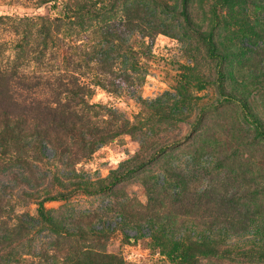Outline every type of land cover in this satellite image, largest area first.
Here are the masks:
<instances>
[{
	"label": "rangeland",
	"instance_id": "374dc122",
	"mask_svg": "<svg viewBox=\"0 0 264 264\" xmlns=\"http://www.w3.org/2000/svg\"><path fill=\"white\" fill-rule=\"evenodd\" d=\"M77 1L0 0V64L32 82L77 77L93 90L88 114L130 130L70 164L51 145L32 158L0 140V264H179L168 255L175 241L207 237L246 254L195 264H264V139L221 92L244 97L264 123V45L257 39L250 56H232L249 30L226 25L227 6L216 0H188L186 9L197 28L213 29L230 54L224 63L187 27L183 0H96L104 10L82 17L69 9ZM140 4L152 24L135 14ZM247 7L262 31L263 4ZM191 131L111 189L48 200L61 232L41 220L47 194L98 187L122 163Z\"/></svg>",
	"mask_w": 264,
	"mask_h": 264
},
{
	"label": "trees",
	"instance_id": "16d2710c",
	"mask_svg": "<svg viewBox=\"0 0 264 264\" xmlns=\"http://www.w3.org/2000/svg\"><path fill=\"white\" fill-rule=\"evenodd\" d=\"M183 1L182 16L187 27L204 39L210 54L218 56L223 63L226 62L230 58V54L219 51L213 29L208 33L197 28L186 9L188 0ZM99 2L96 0H78L76 6H69V9L77 17L85 15L98 16L106 6L104 3L98 6ZM216 2L217 4L223 2L227 6V13L224 14L226 25L240 26L249 30V33L244 34L241 40L238 39L236 45L238 49L232 56L242 55L245 50L244 55L250 56L254 51L253 47L258 45L260 41L261 45H264V27L262 26V31H259L257 23H254V21L257 22V19H251L249 7H247V4H255L257 2L262 3L264 6V0H216ZM140 5L138 12L135 14L138 13L141 21L152 24V20L148 19V15H150L149 5ZM126 8V16L129 20L127 27L132 28L130 26V16L133 14L132 8ZM230 18L234 20L233 23H231ZM258 23L264 24V17L259 19ZM46 33H49L48 28ZM257 39L260 41L257 42ZM238 51L241 52L238 53ZM108 58L109 55L106 56L105 60L102 57L100 61H106ZM113 71L110 68L108 73L110 74ZM104 73H107V70H103L102 74ZM104 82V79H98V84L106 86ZM91 89V87L81 84L77 77L69 81L58 78L54 82L49 79L43 81V83H41V79L32 82V80L26 79L18 72L16 65L11 70H8L0 64V140L2 145L8 149L13 146L17 148L15 151H19L17 152L18 154L22 152L29 153L32 158L43 157L45 155V147L51 145L56 157L59 156L64 161L63 163L70 164V161H75V159H80L81 156L91 154L100 144L106 143L110 138L130 130L129 123L124 122L115 126V120H98L88 114V103L84 97L88 93L89 95L93 94ZM221 92L225 96L223 100L240 103L245 112L246 120L254 126L257 134L264 139V123L256 117L248 101L244 97H238L235 93L228 92L222 88ZM211 105L207 106L210 107ZM191 136L192 131L181 138L163 143L154 149L148 157L137 156L129 159L115 169L106 182L98 187L81 184L69 191L47 194L39 202L38 212L41 220L57 232H61L59 222L46 209L45 204L48 200L68 198L77 192L93 194L111 189L120 181L157 160L171 146L182 143L185 140L183 138L189 139ZM3 155H10L9 159L15 157L13 153L5 150ZM218 243L219 241L209 237L200 240L189 239L185 243L178 240L169 249L168 255L178 261L179 264H195L198 260L206 257H232L236 254H246L245 251L233 252L230 249L221 251ZM258 252L264 256V249ZM90 260L92 262L97 259ZM71 264L90 263L86 259H74Z\"/></svg>",
	"mask_w": 264,
	"mask_h": 264
}]
</instances>
